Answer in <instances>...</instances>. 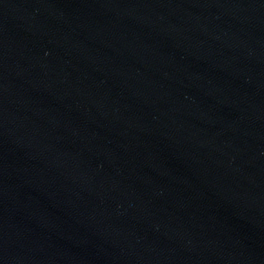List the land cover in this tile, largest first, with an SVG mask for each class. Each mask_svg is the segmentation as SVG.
Returning a JSON list of instances; mask_svg holds the SVG:
<instances>
[{"label": "water", "instance_id": "1", "mask_svg": "<svg viewBox=\"0 0 264 264\" xmlns=\"http://www.w3.org/2000/svg\"><path fill=\"white\" fill-rule=\"evenodd\" d=\"M0 264H264V0H0Z\"/></svg>", "mask_w": 264, "mask_h": 264}]
</instances>
